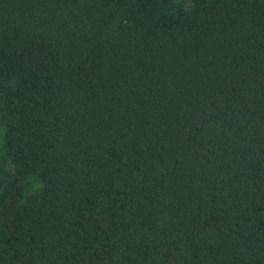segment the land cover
Returning a JSON list of instances; mask_svg holds the SVG:
<instances>
[{"label":"trees","instance_id":"16d2710c","mask_svg":"<svg viewBox=\"0 0 264 264\" xmlns=\"http://www.w3.org/2000/svg\"><path fill=\"white\" fill-rule=\"evenodd\" d=\"M0 264H264V0H0Z\"/></svg>","mask_w":264,"mask_h":264}]
</instances>
